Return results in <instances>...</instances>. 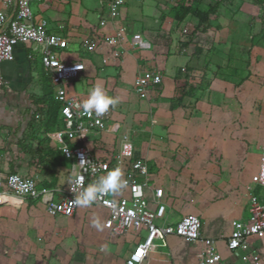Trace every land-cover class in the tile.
<instances>
[{
  "label": "crops",
  "instance_id": "crops-1",
  "mask_svg": "<svg viewBox=\"0 0 264 264\" xmlns=\"http://www.w3.org/2000/svg\"><path fill=\"white\" fill-rule=\"evenodd\" d=\"M132 1L124 0L122 18L128 32L140 33L151 48L130 49L125 43L118 58H113L104 45L93 53L78 49L79 39L105 12L99 0H35L31 9L36 18L48 19L50 31L64 24L70 32L69 50L62 57L81 59L85 65L81 77L69 83L70 91L82 102L87 99L83 87L102 82L94 75L96 65L119 72L117 98L123 111L129 113L122 121L110 107L106 128L84 134L86 147L103 158L117 149L119 134L127 132L135 155L144 157L148 165V196H152L153 187L163 190L165 221L174 223L184 214H196L201 236L216 240L223 264H240L226 251L223 241L230 221L248 216L250 194L256 193L264 201V195L256 192L260 187L251 182L264 129V6L252 0H144L134 10L128 5ZM208 6H214L215 12L207 27L194 32L199 21L191 11H203ZM0 12L11 15L13 11L0 0ZM28 53V48L18 44L13 59L0 63V173L37 176L40 186L63 188L70 165L58 151V143L46 135L59 124L50 129L43 125L44 117L35 114L36 108L46 103L43 88L50 89L52 96L53 89L39 58L29 59ZM242 58L249 62L242 65ZM146 68L156 69L162 78L149 98L140 100L132 93L131 83L134 75ZM128 100L143 112L130 113ZM248 146L251 159L245 160ZM245 191L250 194L246 196ZM28 201L40 205L26 200L19 207L0 206V250L20 251L26 244L32 245L21 240L22 208ZM86 208L94 209L101 230L112 236L102 227L104 211L91 205ZM62 232L51 233L57 237ZM143 235V230H129L124 237H112L130 242L126 257ZM40 237L37 235L36 240ZM165 242V246L152 248L143 264L196 263L200 242L189 243L176 236H168ZM65 246L52 251L57 260L32 261L17 253L2 256L0 264H87L74 249ZM114 247L109 244L103 257L91 264H105ZM61 255L63 259H59ZM259 264H264V255Z\"/></svg>",
  "mask_w": 264,
  "mask_h": 264
},
{
  "label": "built area",
  "instance_id": "built-area-1",
  "mask_svg": "<svg viewBox=\"0 0 264 264\" xmlns=\"http://www.w3.org/2000/svg\"><path fill=\"white\" fill-rule=\"evenodd\" d=\"M35 0H3L5 7H12V14L0 12V63L13 59V49L20 44L29 49L27 57L39 58L41 66L53 89V97L58 104L59 126L49 131V139L58 143V151L69 162L68 175L72 164H79L81 156L90 164L84 175L83 184L74 192L69 185L63 188H48L38 184L37 176H23L18 173H0V194L21 195L19 184L11 183V177H19L30 189L23 193L26 200L38 201L49 217H72L77 209L72 201L80 191L89 185L102 188L104 176L119 167L123 173L121 180L125 186L117 192H97L98 199L91 204L101 208L105 216L102 227L114 237H124L129 230L144 231V235L132 247L124 259V264H143L152 248L165 246L168 236L185 239L189 243H201L195 264H223L216 240L202 237L200 218L193 213L179 217L174 223L164 219L165 206L161 199L163 190L153 187L151 197L149 189L148 165L144 157L135 155L134 146L127 132L118 136V147L103 158L93 155L86 147L85 133L102 131L110 117L109 110L100 117L83 114L76 105L82 101L70 91L69 83L81 77L85 65L81 59L66 60L62 55L69 50L70 32L64 24H57L55 31L49 30V21L45 17L36 18L31 4ZM104 9L96 24L79 39L78 49L82 53H93L104 45L118 58L127 43L130 49L148 50L151 43L140 33H129L122 18L124 0H99ZM141 1V0H136ZM184 71L182 67L180 69ZM161 74L154 68L138 71L131 83L132 93L140 100L148 99L161 83ZM2 78L0 77V93ZM65 148L68 152L65 153ZM0 151V157H2ZM95 166V171H92ZM253 185L264 191V129L261 133L257 169L251 175ZM22 203V204H23ZM20 204V205H22ZM0 206L14 207L6 202ZM226 251L236 257L240 264H259L264 255V201L255 194L248 198V216L245 219H232L230 230L223 241Z\"/></svg>",
  "mask_w": 264,
  "mask_h": 264
},
{
  "label": "rangeland",
  "instance_id": "rangeland-1",
  "mask_svg": "<svg viewBox=\"0 0 264 264\" xmlns=\"http://www.w3.org/2000/svg\"><path fill=\"white\" fill-rule=\"evenodd\" d=\"M128 1V0H126ZM144 0L141 1H132L128 5L131 6V9L136 10L137 5L141 3ZM96 18L95 16L91 18V24L95 22ZM179 46H181V42L178 43ZM249 49V47H248ZM246 50V48H244ZM169 54V53H168ZM243 64L245 62H249L248 58H242L241 59ZM110 65V64H109ZM103 66H107L103 63ZM96 70L94 75L96 77H100L104 89L106 90V93L109 96L112 97H118V90L120 89V86H117L118 80L120 78L119 72H117L116 69H103L100 65L95 66ZM102 70V72H101ZM116 70V71H115ZM130 82V78L125 83V86H128ZM86 85V83H85ZM124 86V87H125ZM92 85H89L88 87L85 86L82 89V94L85 96H88L89 90L92 88ZM72 89L75 92V86L72 85ZM125 90L127 91L128 97L130 96V92L125 87ZM43 97L44 101L48 104V114L51 116L54 114V105L53 101L50 97L49 89L45 86L43 88ZM131 97V96H130ZM128 105L131 106V112L139 113L143 112L142 109H140L139 105L134 104L133 102H130L128 100ZM113 114L116 118L123 121V116H126V113H129V111H123L122 105L119 103L112 108ZM132 116V114H131ZM46 126V122L44 121ZM47 127V126H46ZM250 144V143H249ZM248 144V145H249ZM254 146V144H253ZM247 148L246 156L244 157L245 160H249L251 152L249 146ZM253 148V155L255 154L254 147ZM254 159V156H253ZM245 172H243L244 174ZM246 192V191H245ZM257 194L263 196L264 192L261 188H257ZM247 193V192H246ZM250 193L248 192L246 196H248ZM256 194V193H255ZM23 210V229L24 232L21 235L22 241L24 243H31L32 245H25L23 248L18 250H6L1 249L0 250V259L3 257H14L17 253L21 256H25L27 258H30L32 261H41L44 262L45 260L49 258H53L54 260H57V254L52 256V251L61 249L62 247H67L74 249V253H77L79 255V258H82V261L87 264H91L95 259L99 257H103L107 246L109 244H113L114 250L110 253V258L107 260L105 264H123V259L127 253V249L129 248V241L125 239H113L112 236L106 235L102 230L101 227L98 230L94 224L99 223L100 225V217L96 212H94V209H85V207H80L78 211H76L75 215L68 218H62V217H55L50 218L45 215L43 212L42 207L37 202L28 201V203L25 205V207L22 208ZM90 212L88 214V212ZM248 215V213H247ZM64 231L62 232V235H58L55 237L51 232L52 231ZM55 233V232H54ZM37 235H41L40 239H37ZM100 246L103 248L101 249ZM49 247H52L49 250ZM160 250H166V248H159ZM64 253L67 255L72 256L69 254V251L65 250ZM59 259H63V256L59 257Z\"/></svg>",
  "mask_w": 264,
  "mask_h": 264
},
{
  "label": "clouds",
  "instance_id": "clouds-1",
  "mask_svg": "<svg viewBox=\"0 0 264 264\" xmlns=\"http://www.w3.org/2000/svg\"><path fill=\"white\" fill-rule=\"evenodd\" d=\"M119 103V98L109 96L106 93L103 85L100 83L95 84L88 92L87 99H85L82 103L76 105L77 108L81 109L83 114L91 117L93 114L95 116L100 117L103 116L110 107L114 108ZM65 153L68 152V148H65ZM90 162L86 161L83 156H81L79 164H72V169L69 173L67 184L69 185L72 192L76 190L78 186L83 184L84 175L82 172H87ZM95 166H92V171H95ZM123 173L119 167L113 169L108 172L106 176L103 177L101 183L103 185L102 188H97L95 185H89L87 188L80 191L79 195L75 197L72 201L78 207H88L92 203H94L98 197L96 193L99 191L102 194L105 193H115L122 186L124 187L126 182L121 180ZM11 183L19 184L21 189V195H13V194H0V202H6L14 207H19L20 204L23 203V193H26L31 185L23 184L19 181V177H11ZM94 226L99 230V223H95Z\"/></svg>",
  "mask_w": 264,
  "mask_h": 264
},
{
  "label": "trees",
  "instance_id": "trees-1",
  "mask_svg": "<svg viewBox=\"0 0 264 264\" xmlns=\"http://www.w3.org/2000/svg\"><path fill=\"white\" fill-rule=\"evenodd\" d=\"M252 1L258 5L264 6V2L262 0H252ZM214 12H215L214 6H208L203 11L192 10L191 11L192 15H194L199 21V24L197 27H195L194 32H197V31L202 32L207 27L208 19ZM199 27H200V29H199ZM188 43L189 42H186L185 44H188ZM49 92H50L51 100L53 101V105H54V114H52L51 116L48 114V104H46V103L42 104L41 107H37L35 114H39L42 117H44L45 122H46V126H49V128L52 129L59 124V122H58V104L55 101L54 97L52 96L50 89H49Z\"/></svg>",
  "mask_w": 264,
  "mask_h": 264
}]
</instances>
